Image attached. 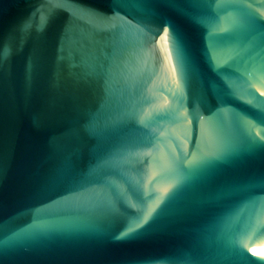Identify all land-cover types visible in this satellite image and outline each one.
Returning a JSON list of instances; mask_svg holds the SVG:
<instances>
[{
    "label": "water",
    "instance_id": "water-1",
    "mask_svg": "<svg viewBox=\"0 0 264 264\" xmlns=\"http://www.w3.org/2000/svg\"><path fill=\"white\" fill-rule=\"evenodd\" d=\"M264 0H0V264H264Z\"/></svg>",
    "mask_w": 264,
    "mask_h": 264
},
{
    "label": "snow or ice",
    "instance_id": "snow-or-ice-1",
    "mask_svg": "<svg viewBox=\"0 0 264 264\" xmlns=\"http://www.w3.org/2000/svg\"><path fill=\"white\" fill-rule=\"evenodd\" d=\"M262 94H264V93H262Z\"/></svg>",
    "mask_w": 264,
    "mask_h": 264
}]
</instances>
